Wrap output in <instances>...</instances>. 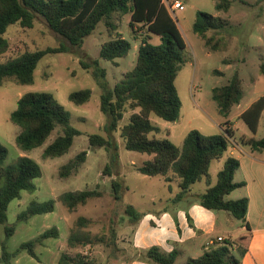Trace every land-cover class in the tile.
Returning a JSON list of instances; mask_svg holds the SVG:
<instances>
[{
    "label": "rangeland",
    "instance_id": "374dc122",
    "mask_svg": "<svg viewBox=\"0 0 264 264\" xmlns=\"http://www.w3.org/2000/svg\"><path fill=\"white\" fill-rule=\"evenodd\" d=\"M216 1L182 0L185 9L171 11L187 44L184 51L185 63L175 82L182 100V109L180 118L175 122L152 115L153 123L161 128V132L151 134L150 137L169 138L176 146L181 147L185 137L193 129L209 136L223 132L226 126L233 127L235 136L232 140L243 149L238 151L243 157V165L235 179H260L264 170L255 166L252 174L248 161L251 157L264 160V151L253 153L252 148L242 143L241 139L264 137V114L256 134L240 114L264 95V77L259 66L264 60V0H232V7L226 12L217 11ZM199 10L228 21L223 29L210 30L207 33L210 38L212 36L220 41L218 51L207 47L204 39L194 31ZM114 22L117 24V32L132 44L128 55L115 62L100 57L102 45L117 35L110 32L104 22L98 24L96 30L79 48L72 47L64 37L51 30L46 20L38 14L32 29L26 30L16 23L10 25L4 35L11 47L7 53L0 55L2 63L13 60L26 51L35 52L61 46L66 48L64 52L47 54L38 61L32 84L23 85L14 79H7L0 86V142L8 149L5 165L16 164L20 157L26 156L35 160L41 168V176L34 180L36 190L22 191L21 197L14 199L8 207L7 222L0 224V257L3 256V243L6 244L8 252L18 251L15 256L10 257L11 264H59L62 254L73 257L82 255L93 264H128L124 257L120 260L119 256L122 255L118 248V234L116 244L111 246L113 231L121 229L129 221L125 207L132 204L139 210H155L161 207V200L164 205L172 204L173 200L170 201V198L179 192L177 185L172 184V194L169 184L164 182L162 176H147L138 171L139 167L151 159V155L125 148L121 130L129 123L133 110H126L117 131L110 133L106 130L109 118L101 112L100 107L104 89L93 76L94 66L85 69L81 61L92 63L98 59L99 68L106 70L107 87L112 89L124 78L125 73L135 67L138 48L143 38H148L155 45L161 43L160 36L151 34L147 25L137 24V33H134L129 15L115 14ZM235 73H239L244 80V95L240 104L234 105L229 115L224 116L213 99L212 89L226 85ZM85 88L92 91L88 102L77 105L70 100L72 92ZM29 92L51 93L68 111L70 125L80 134L75 137L72 147L65 155L56 158L43 156L45 148L63 133L60 127L43 146L32 151L24 152L17 145L16 137L21 128L12 122L11 113L17 109L19 99ZM227 121L231 124L226 125ZM94 134L112 137L118 142L120 161L111 168V174L104 172L106 165L110 163V152L106 148H90V136ZM82 151H88L86 162L78 172L62 177L61 168ZM228 156L229 151L224 154L223 159L211 163L212 184L217 182L218 173L223 169L224 160ZM115 179H124L129 187L123 192L120 201H116L113 195L112 182ZM206 181L204 179L196 183L192 187L193 191L204 192L207 188ZM95 189L102 196L89 199L84 206L80 205L74 211L67 210L61 199L66 192ZM243 196H246L245 188H238L226 199L238 200ZM49 200H55L53 212L32 216L27 221L18 219L33 202L43 203ZM220 213L223 215L225 212ZM80 219H84V222H80ZM233 219L235 225L243 224L241 220ZM222 223L219 219V224ZM9 227H14L15 230L7 237L6 228ZM53 227L58 228L59 237H51L38 243L34 248L36 256H32L28 250H21L22 244L39 239L42 233ZM72 235L91 243L87 246L71 247L69 238ZM113 253L117 258L112 256ZM185 261L180 258L177 264H186ZM0 264L6 263L0 260Z\"/></svg>",
    "mask_w": 264,
    "mask_h": 264
},
{
    "label": "trees",
    "instance_id": "16d2710c",
    "mask_svg": "<svg viewBox=\"0 0 264 264\" xmlns=\"http://www.w3.org/2000/svg\"><path fill=\"white\" fill-rule=\"evenodd\" d=\"M232 0H217V11H228L232 7ZM42 16L51 30L64 37L72 47H81L85 39L104 22L110 32H115V38L104 43L100 57L103 60L115 62L124 58L132 49V44L120 32L114 22L115 14H131L130 26L137 33L136 25H147L151 34L160 36L161 43L155 45L148 38H143L138 48L135 67L124 74V78L112 89L106 84V70L99 68V60L92 63L81 61L85 69L94 66L93 76L104 89L101 97V112L109 118L106 130L113 133L118 130L120 121L127 109L134 113L130 121L121 130V137L125 141V148L130 151L147 153L152 156L138 171L147 176H167L169 173L179 179L180 193L174 202L181 201L191 191V187L207 179L210 185V169L214 160H219L228 150L230 138L235 136L233 127L226 126L222 133L205 135L197 129L191 130L185 137L181 147L176 146L169 138L157 139L151 134L161 132V128L152 121L155 115L165 121L175 122L180 118L182 100L176 87V78L182 69L187 48L175 20L169 15L168 8L162 0H0V55L10 50V43L4 36L12 24H20L26 30L32 29L36 15ZM228 25V21L221 17L212 16L207 12L198 11L194 24V31L205 41L206 46L214 51L220 50V41L208 36L210 30H221ZM66 51V48L55 47L35 52L26 51L15 59L0 62V86L7 79H14L19 84H32L34 73L40 61L47 54ZM260 73L264 77V60L260 63ZM222 75V74H221ZM243 78L235 73L233 78L224 86L213 88V99L217 102L219 112L228 116L234 105L240 104L243 95ZM92 91L83 89L72 92L70 100L82 105L90 100ZM264 114V95L256 100L241 115L253 133H257L260 120ZM13 123L21 128L16 142L24 152L32 151L44 145L51 134L58 128L63 133L49 144L43 153L44 158H56L65 155L80 133L70 125V115L62 104L48 92H29L18 101V106L11 113ZM231 124L227 121L226 125ZM242 143L249 145L253 151L264 150V137L261 139L243 137ZM90 148H106L110 152V163L104 172L111 174V168L120 161L118 142L100 134L90 136ZM8 149L0 142V224L8 220L10 203L21 197L26 190L34 192V180L41 176L39 164L32 158L22 156L18 162L6 166ZM88 151H82L73 160L61 168V176L68 177L78 172L86 162ZM240 161L229 157L223 169L218 173L217 183L202 194L195 202L212 211H228L236 219L246 222L249 200L244 197L238 200H227L226 197L237 188L244 187L245 182H236L235 174L240 168ZM167 181L171 179L167 178ZM114 199L120 201L126 190L123 179L112 182ZM102 193L95 190L66 192L61 199L69 211L85 205L89 199L101 197ZM55 210V200L38 203L33 202L18 219L27 221L39 214L51 213ZM125 214L130 224H136L143 217L133 205L125 207ZM190 224L193 225L189 216ZM84 222V219H80ZM247 227L249 225L247 224ZM15 228H6L8 237ZM118 231V230H117ZM113 231L111 246L116 244L117 232ZM59 230L53 227L36 240L22 244L21 250H28L36 256L35 246L51 237H59ZM103 242V241H100ZM91 242L72 235L69 238L71 247L87 246ZM231 241L215 246L199 258H191L186 264H241L239 259L231 256ZM1 261L11 264L10 257L17 252L10 253L5 243L2 245ZM114 252V251H113ZM179 256L178 251L167 253L160 247L153 246L139 251L131 260H139L149 264H174ZM59 264H93L82 255L75 257L62 254Z\"/></svg>",
    "mask_w": 264,
    "mask_h": 264
},
{
    "label": "crops",
    "instance_id": "0c3cea01",
    "mask_svg": "<svg viewBox=\"0 0 264 264\" xmlns=\"http://www.w3.org/2000/svg\"><path fill=\"white\" fill-rule=\"evenodd\" d=\"M162 1L168 8V1L171 2L173 0ZM169 12V15L172 16L170 10ZM127 15L131 18V14ZM227 151H229V156L227 158H237L241 164L240 168H242L243 157L240 154L241 152L239 153L238 151H243V149L237 142L233 141L232 138H230V144ZM252 152L254 153L257 151ZM223 157L221 159H223ZM227 158L224 160V163ZM248 162L251 168L250 171L252 170V174L254 173L253 170L255 166H259L262 170H264V160L251 157ZM237 172L235 174V178L237 176ZM263 174L264 171L260 174V179H235L236 182L246 183V185L241 188H245L246 192V196H243V198L246 197L249 200L246 222H243L242 225H235L233 219L235 217L228 211H224L225 213L221 215L220 211L208 210L195 202L198 195L204 193L209 186H213L217 182L212 184V179H210L209 185L206 181L207 188L204 192L199 193L193 191L192 187L195 185L194 184L187 196L179 202H174V198L181 191L179 179L176 178L173 173H169L167 176H162L164 182L169 184V190L172 194V184L177 185L179 192L177 191L175 196L170 198V201L173 200L172 204L164 205L163 200H161V207H158V209L155 210H139L133 205L140 213H143V217L136 224H130L128 221L121 229H118V237H120L118 248L120 250V255H122L119 256L120 260L124 257V261L128 264H149L143 261L131 259L139 251L147 250L157 245L167 253L178 251L179 256L174 263L177 264L180 258H183L186 261L191 258L196 259L201 257L206 250L222 245L226 241H231V256L239 259L241 264H264ZM167 178L171 179V181H167ZM124 185L126 190H128L129 187L126 186L125 181ZM189 216L192 219L193 225L190 224ZM219 219L223 221L222 224H219ZM247 224L249 227H247ZM220 237L224 240L219 241L218 238ZM114 255L115 253H113L112 256L117 258V256ZM107 256L110 257L111 255Z\"/></svg>",
    "mask_w": 264,
    "mask_h": 264
},
{
    "label": "built area",
    "instance_id": "2783aa9c",
    "mask_svg": "<svg viewBox=\"0 0 264 264\" xmlns=\"http://www.w3.org/2000/svg\"><path fill=\"white\" fill-rule=\"evenodd\" d=\"M185 9V5L181 0H173L171 2L168 1V10L175 12L176 10L183 11ZM219 241H223V238H218Z\"/></svg>",
    "mask_w": 264,
    "mask_h": 264
}]
</instances>
